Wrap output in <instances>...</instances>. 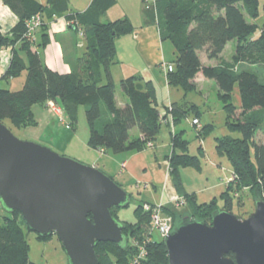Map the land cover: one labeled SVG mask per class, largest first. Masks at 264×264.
<instances>
[{
    "label": "trees",
    "instance_id": "trees-1",
    "mask_svg": "<svg viewBox=\"0 0 264 264\" xmlns=\"http://www.w3.org/2000/svg\"><path fill=\"white\" fill-rule=\"evenodd\" d=\"M1 1L19 17V22L10 36L0 33V65L2 51L9 47L14 49L10 66L0 81L27 73L20 90L0 87L1 123L10 120L17 128L35 126L34 107L56 102L68 117L69 128L77 124L79 108H86L92 149H106L115 154L141 151L156 140L164 125V116L151 81H144L139 76L123 79L120 87L128 102L123 108L117 104V86L110 68L116 62L117 40L132 34L134 26L127 19L101 21V16L116 5V0H93L83 15L71 13L68 0H49L47 5L37 0ZM147 12H151L157 23L162 40L171 41L176 52V59L172 62L174 71L167 74L168 85L188 94L196 89L199 75L217 83L228 116L242 133V139H217V151L229 158L233 182L237 183L240 192L248 190L256 200H264V144L255 140L256 133L264 130V82L253 70L238 68V65L248 63L264 66V26L260 28L255 23L260 16V0H159L156 12ZM39 13L44 17L40 31V37L45 39L43 44H47L50 24L59 17H65L69 28L77 33V25L71 23L76 19L78 28L83 30L85 53L76 59L71 73L59 74L50 70L39 53L32 50L33 44L24 39L26 22ZM258 31L259 36L256 35ZM230 43L235 44V53L232 61H227L222 55ZM17 46H20L19 50H16ZM204 50L208 59L217 61V65L203 63L200 53ZM19 52L25 56H20ZM236 86L241 96L240 106L231 102ZM187 105H171L175 126L190 114H200L197 105L190 109ZM163 109L169 110V106ZM196 118L200 121L199 117ZM135 128L141 138L131 137ZM205 129L208 131L209 127ZM183 133H176L173 137L175 151L171 158V175L185 198L190 217L210 224L213 213L220 209L217 199L198 203L194 194H187L183 189L180 169L188 166L200 169L199 158L186 154L187 141L183 140ZM232 190L233 186H228L222 194L224 208L229 211L233 208ZM142 206L136 209L139 216ZM114 209L117 208L112 209L116 217ZM166 211L174 217L179 214L173 208ZM20 215L15 212L0 224V264H36L30 261V246L23 229V224H27L22 215L23 224L18 220ZM124 224L127 247L112 242L98 243L95 250L99 264L129 263V253L134 248L130 244L131 238L141 231L142 225L139 222ZM135 226L138 227L134 229ZM144 246L146 257L141 264H169L164 240L147 241ZM230 257L234 259L233 254Z\"/></svg>",
    "mask_w": 264,
    "mask_h": 264
},
{
    "label": "water",
    "instance_id": "water-1",
    "mask_svg": "<svg viewBox=\"0 0 264 264\" xmlns=\"http://www.w3.org/2000/svg\"><path fill=\"white\" fill-rule=\"evenodd\" d=\"M0 200L40 237L57 234L70 264H99L100 242L128 245L125 224L112 214L130 205L126 190L93 166L21 141L1 122ZM164 243L169 264H264V200L245 220L225 208L210 224L187 216Z\"/></svg>",
    "mask_w": 264,
    "mask_h": 264
},
{
    "label": "rangeland",
    "instance_id": "rangeland-1",
    "mask_svg": "<svg viewBox=\"0 0 264 264\" xmlns=\"http://www.w3.org/2000/svg\"><path fill=\"white\" fill-rule=\"evenodd\" d=\"M8 11L15 18L18 17L10 10ZM6 15L2 14L5 21L10 24V20ZM75 21L76 19H73L71 23ZM255 23L258 24L260 28L264 26V0H260V16ZM259 34L260 31H258L256 35L259 36ZM78 40L83 43L86 40L85 35L84 38L78 36ZM76 49L77 53L82 55L86 48L84 46L81 49L79 46ZM164 49L167 56L166 60L171 62L175 61L176 52L171 41H164ZM234 53L235 44L230 43V46L224 51L222 58L227 61H232ZM200 56L206 65H214L215 61H210L208 59L205 50L200 53ZM243 67L256 72L264 82V66L251 63L238 65L239 69ZM23 79H25V75ZM23 79H15L11 83L1 85V87L12 91L20 90L22 88L21 83ZM116 85L117 101L123 102L125 95L121 90L120 83ZM186 101L189 102L187 105L188 109L197 105L200 114L197 116L195 113L190 114L187 118H184L179 125L175 126L174 130L169 126L170 129L166 125H163L154 143L157 148H150L148 146L147 151H145L147 161H152L156 154L161 156L171 151L170 131H184L183 140L187 141L186 154L191 157H198L200 160V169L188 166L181 171L182 181L187 191L192 193L198 192L199 203H210L214 199H217L220 209H224L225 200L222 198V194L227 191L226 185L227 188L228 186H233L231 195L233 199V208L231 212L241 220L249 218L250 215L255 212L256 199L250 193L248 194V190H242L243 192H240L237 183L233 182V167L229 158L226 155H219L217 151V139L225 137L242 139V133L237 127L233 126L235 123L228 116L217 83L209 79H207L206 82L200 80L199 87L189 92ZM231 102L235 106H240L241 104L238 86L235 87ZM52 106L56 108L60 107L56 102H48L45 107L38 105L34 108L35 120L37 122L35 126L17 128L10 120H5L3 124L21 141L39 144L61 156L75 159L87 166H93L112 179L115 178L113 180L118 185L126 184L125 181L130 183L129 186L120 185L130 195L132 194L133 199L130 205L126 208L114 209V213L122 223L139 222L142 225L141 231H137L130 241V244H132L134 248L132 249L133 251L129 253L130 261L128 264H133L140 255L141 247H143L150 238V233H153L154 240H164L157 231H153L152 216L150 212L145 210L144 205L146 204H142L140 216L136 213V209L141 203L155 202V193L146 190L144 183H137L138 181L136 178L129 177L126 173L121 174L123 169L120 163L116 161L114 157L115 153L110 152L105 155L90 148L89 142L91 134L87 121L86 108L84 106L79 108L78 121L73 128L68 127L70 123L68 117L66 115H64L63 118L59 117L52 110ZM196 117H199L201 126L193 125V119H197ZM207 126L209 127L208 131H206V129L204 130ZM138 133L139 130L137 128L133 129L131 131V137L137 136ZM255 140L258 143L264 144V130H259L256 133ZM251 157L255 162L253 149H251ZM104 165L107 166V170L103 169ZM111 173L116 174L115 177H112V175H110ZM118 175H121V177H118ZM186 206L178 209L180 212L177 217H174L168 211L164 213L163 209V214L169 226L172 227V230L179 221L187 216L190 217L189 211L186 210ZM10 215L11 214L5 211L0 200V224ZM18 220L23 224L21 215L18 216ZM136 227L138 226L133 228L135 229ZM23 229L30 246L29 257L31 262L36 264H70L64 246L57 234H52L48 236L47 239H39V235L29 230L28 226L23 224Z\"/></svg>",
    "mask_w": 264,
    "mask_h": 264
},
{
    "label": "crops",
    "instance_id": "crops-1",
    "mask_svg": "<svg viewBox=\"0 0 264 264\" xmlns=\"http://www.w3.org/2000/svg\"><path fill=\"white\" fill-rule=\"evenodd\" d=\"M37 1L44 5H47L49 2V0ZM92 2L93 0H68L71 13L77 15H83L88 10ZM8 10L13 12L0 0V33L5 36H10L11 30L19 22V17L15 18L12 14L9 13ZM2 14H7L6 17H8V19L10 20V24L5 21ZM121 19L129 20L134 26V31L132 34L121 37L117 40L116 62L111 65L110 68L114 83H120L123 79L131 76H139L142 77L144 81H151L155 86L157 101L160 106L159 109L161 110L163 116H165L166 113L163 107L170 106L173 103H179L181 105L189 103L188 101H186L187 95L189 93L186 94L182 89L178 87H170L168 85L167 75L163 70V65L173 63L166 60L167 56L164 49V41L160 36L159 27L153 20L151 12H147L144 8L143 0H116V5L101 16V21L104 23ZM77 35L79 36L78 32L76 33L74 30H71V28H69L66 18L59 17L50 25L47 44H43L45 39L43 37L41 38L39 35L36 44L32 46V50L39 53L42 62L53 72H57L59 74H69L73 70L76 59L83 56V54L85 53V50L83 51L82 55H79L77 53L76 48H78L79 46L81 47V49L84 46L86 48V40L83 43L80 42ZM228 46H230V44ZM19 49L20 46H17L16 50ZM13 53L14 49L12 47H9L2 51L0 79L9 68ZM19 54L22 57L25 56L23 52H19ZM217 64L218 62L215 61L214 65ZM24 75L25 79H23ZM26 77L27 73H23L19 77L23 79L21 83L22 87L26 81ZM15 79H11L8 81L1 80L0 87L3 84L11 83ZM200 80H204V82H206L207 79L202 75H199L196 80V88L199 87ZM116 100H118L117 96ZM127 102L128 98L125 96L123 102L117 101V104L120 108H123L126 106ZM34 110L35 109H33V111ZM176 133L180 132L170 131L171 151L168 154L165 153L161 156L156 154L152 161H147V158L145 156V151H147V148L141 151L119 153L115 154L114 156L116 161L120 163L123 169L121 174L126 173L129 177L136 178L138 181L137 183H144V187L146 190H150L155 193L154 203L143 202L141 203V205L149 204L152 206H161L164 209V213L167 208H173L174 210L178 211L180 207L183 208V206L185 207L187 205L185 198L177 189L173 176L171 175V158L175 151L173 145V137ZM141 137V133L139 132L137 136L132 138ZM156 140L153 141V148H157L154 144ZM92 150L99 151L100 153H103L105 155L112 152L106 149ZM103 169L107 170V166L104 165ZM182 169L184 168L180 169L181 180ZM110 175H112V177H115L116 174L111 173ZM118 177H121V175H118ZM125 182L126 184L120 185H130V183H128L127 181ZM183 189L187 194H194L198 201V192H188L184 184ZM131 198L133 199L132 194Z\"/></svg>",
    "mask_w": 264,
    "mask_h": 264
},
{
    "label": "built area",
    "instance_id": "built-area-1",
    "mask_svg": "<svg viewBox=\"0 0 264 264\" xmlns=\"http://www.w3.org/2000/svg\"><path fill=\"white\" fill-rule=\"evenodd\" d=\"M158 1L159 0H143V3L145 5V9L147 11H155L156 12ZM55 21H53V22H55ZM43 24H44V17L41 13H39V14L33 16L31 19H29L26 22V32L24 34V39L26 41L32 43L33 45L36 44ZM72 24L77 25V31H78L79 36L81 38H84V32L82 29L78 28L79 24L77 23V21L72 22ZM68 25H70V24L68 23ZM174 68H175V66L173 64H164L163 65V70H164L166 75L173 72ZM52 110L61 118H63V116L65 115L64 111L61 107L56 108V107L52 106ZM172 110H173V108L170 105L169 110H165L166 113H165V116L162 119V121H163V124L170 126L174 130L175 125H174V119L172 116ZM193 125L201 126V123L198 119H193ZM148 146L150 148H153V143L150 142L148 144ZM144 207H145V210L147 212L151 213L153 231L154 232L157 231L161 235V237L165 239V237H167L171 233L172 227H170L168 221H166V218L163 214V207L152 206L149 204L144 205ZM149 236H150V238L147 241L154 240L153 239V233H150ZM145 257H146L145 246H143V247H141L139 257L134 261L133 264H141V261Z\"/></svg>",
    "mask_w": 264,
    "mask_h": 264
}]
</instances>
